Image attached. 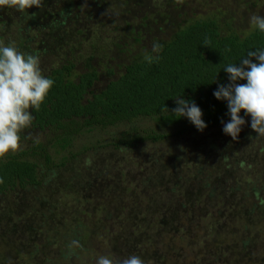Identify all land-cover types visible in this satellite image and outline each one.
Returning <instances> with one entry per match:
<instances>
[{"label": "rangeland", "instance_id": "obj_1", "mask_svg": "<svg viewBox=\"0 0 264 264\" xmlns=\"http://www.w3.org/2000/svg\"><path fill=\"white\" fill-rule=\"evenodd\" d=\"M263 9L264 0H43L41 8L24 12L0 7V43L14 42L21 52L38 55L43 75L74 56L73 73L97 71V91L132 57L190 21L208 17L222 32L242 36ZM130 25L139 31L137 42L130 43ZM244 119L237 140L222 124L133 149L115 143L130 123L80 133L70 148L51 152L52 161L63 165L39 168L37 185L0 194V264H96L101 255L119 260L136 255L144 264H206L201 253L214 243L211 238L207 243L208 225L196 216L215 201L233 212L244 210L254 201L245 190L239 194L243 203L238 201L237 186L246 177L255 187L264 184V136L251 128L250 116ZM133 123L158 131L145 118ZM51 137L48 129L27 128L21 149ZM210 188L226 195L213 201L207 198ZM131 194H138L135 222L149 224L144 227L149 240L138 245L130 239ZM259 227L264 232V217ZM74 240L83 247L72 245ZM234 252L244 254L237 264H264V234L251 240L246 253L240 247ZM222 256L213 264H222Z\"/></svg>", "mask_w": 264, "mask_h": 264}, {"label": "trees", "instance_id": "obj_2", "mask_svg": "<svg viewBox=\"0 0 264 264\" xmlns=\"http://www.w3.org/2000/svg\"><path fill=\"white\" fill-rule=\"evenodd\" d=\"M133 30L134 27L130 25V43L137 42L140 38L139 31ZM206 38L209 41L208 47L204 46ZM158 43L164 45L159 53V61L149 64L144 61L145 54L134 56L119 74L108 78L97 91L93 89L98 79L94 68L73 73L76 57L69 60L64 58L58 65L51 67L44 76L51 78L54 85L40 109L31 110L34 119L28 129H48L52 137L41 142L32 140L26 149L0 159V178L4 181L0 184V194L15 187L37 185L39 168L43 166L49 169L63 165V161H52V151L56 153L70 148L77 135L96 127L130 123L129 129L122 131L115 142L117 146L130 149L144 142H156L169 136L201 133L186 117L176 118L171 114V110L177 106V98L195 102L200 107L202 119L207 125L202 132L222 125L221 121L228 122L230 116L227 102L217 100L213 93L219 85L230 83L228 74L224 71L227 65L239 63L247 57L249 51L264 49V32L253 28L242 36L232 32L224 33L216 20L206 17L184 24L166 40ZM146 53H151V50ZM253 62L257 61L253 59ZM106 71L109 75L113 73L111 70ZM241 116L249 117L245 116L243 110ZM140 118L153 122L158 131H148L136 126L133 121ZM32 157L38 158L41 163L30 159ZM237 188L239 191L235 198L238 201L245 199L239 195L245 190V194L251 193L254 203L245 206L244 210L233 212L231 206L223 201H215L226 194L210 188L207 198L215 201V204L206 213L196 216L197 222L204 220L205 225H208L207 232L203 235L208 238L207 243L209 238L214 243V247L204 246L201 253L202 256L206 255V264L216 262L220 254L223 255L222 264H237L244 254L236 256L235 249L240 247L246 253L251 240L254 242L258 235L264 234L259 227L264 217V184L260 183L255 187V183L246 177L241 187ZM137 190L141 196L142 190ZM235 190L234 188L232 191ZM137 195H130V239L138 245L141 241L149 240L144 229L149 224L144 219L139 223L135 222L138 221L135 219V207L139 208ZM168 214L178 216L177 212ZM159 221L162 222L161 219ZM163 231L167 232V229L164 228ZM241 232L248 236L241 238Z\"/></svg>", "mask_w": 264, "mask_h": 264}, {"label": "clouds", "instance_id": "obj_3", "mask_svg": "<svg viewBox=\"0 0 264 264\" xmlns=\"http://www.w3.org/2000/svg\"><path fill=\"white\" fill-rule=\"evenodd\" d=\"M33 6L41 8L43 0H0V7H12L20 12ZM250 23L264 32V16L253 15ZM208 44L206 38L204 46ZM163 47L161 43H154L151 53H145L144 61L149 64L159 61ZM224 71L230 83L219 85L213 93L217 100L227 102L230 120L221 121L223 132L233 140L238 139L246 124L241 116L243 110L245 116L251 117V128L258 136H264V49L249 51L246 58L227 65ZM53 85L54 81L43 75L38 55L21 52L14 42L7 46L0 43V159L21 150V133L31 127L34 119L31 110L40 109ZM176 104L171 110L176 118L186 117L201 132L207 127L203 112L195 102L177 98ZM3 182L0 178V184ZM72 245L83 247L75 240ZM96 264H144V261L136 255L122 260L101 255Z\"/></svg>", "mask_w": 264, "mask_h": 264}]
</instances>
